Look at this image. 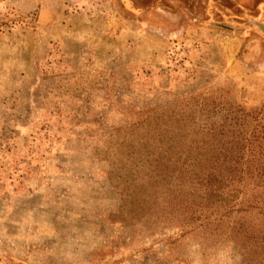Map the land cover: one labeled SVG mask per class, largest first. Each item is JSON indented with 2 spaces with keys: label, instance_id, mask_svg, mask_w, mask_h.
I'll use <instances>...</instances> for the list:
<instances>
[{
  "label": "rangeland",
  "instance_id": "374dc122",
  "mask_svg": "<svg viewBox=\"0 0 264 264\" xmlns=\"http://www.w3.org/2000/svg\"><path fill=\"white\" fill-rule=\"evenodd\" d=\"M158 134L264 149V0H0V264H244L264 210L185 236L134 212Z\"/></svg>",
  "mask_w": 264,
  "mask_h": 264
},
{
  "label": "trees",
  "instance_id": "16d2710c",
  "mask_svg": "<svg viewBox=\"0 0 264 264\" xmlns=\"http://www.w3.org/2000/svg\"><path fill=\"white\" fill-rule=\"evenodd\" d=\"M160 137L161 140H156L159 141L158 151L153 159H138L142 167L149 162V173L139 178L141 188L149 191L135 199L134 212L146 218L154 214L165 216L171 222L170 227L180 228V236H185L208 228L215 230L216 223L227 226V219L237 213L264 210V204L253 205L248 200L237 203L239 195L248 189L264 190L262 186L255 184L250 188L246 184L250 180L264 182V149L250 152L249 156L233 148L214 152L196 140L184 139L180 140L182 146L191 147L176 150L177 142L173 137L168 142ZM213 137L210 142L216 139ZM249 143L261 148L264 145L256 137ZM163 144L169 148L160 149ZM236 164L245 168L237 169ZM239 232L231 241L244 249L243 263L260 264L264 260V237L258 241L252 235L254 231L248 228Z\"/></svg>",
  "mask_w": 264,
  "mask_h": 264
}]
</instances>
